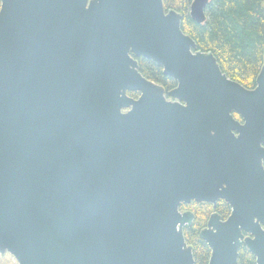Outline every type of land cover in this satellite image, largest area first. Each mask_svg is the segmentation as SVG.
<instances>
[{
  "label": "water",
  "instance_id": "obj_1",
  "mask_svg": "<svg viewBox=\"0 0 264 264\" xmlns=\"http://www.w3.org/2000/svg\"><path fill=\"white\" fill-rule=\"evenodd\" d=\"M180 23L162 0H0L1 255L194 264L179 206L223 200L199 233L208 264H238L242 243L264 264V62L247 89Z\"/></svg>",
  "mask_w": 264,
  "mask_h": 264
},
{
  "label": "trees",
  "instance_id": "obj_2",
  "mask_svg": "<svg viewBox=\"0 0 264 264\" xmlns=\"http://www.w3.org/2000/svg\"><path fill=\"white\" fill-rule=\"evenodd\" d=\"M162 1L166 11L172 9L181 15L182 31L195 41L197 49L213 54L227 77L247 89L255 87L256 77L264 62V0H209L203 23H197L190 17L193 0ZM136 59L139 71L148 80L163 86L166 91L176 85V81L164 75L163 68L152 60ZM128 95L135 97L136 93L128 92ZM234 117L240 120L236 113ZM193 210L196 211V218L184 232V238L192 247L194 264H208L211 250L201 239L199 231L205 225L211 207L201 203L196 204ZM215 211L222 219L229 215V208L223 200L217 203ZM238 263L256 264V260L241 246Z\"/></svg>",
  "mask_w": 264,
  "mask_h": 264
},
{
  "label": "flooded vegetation",
  "instance_id": "obj_3",
  "mask_svg": "<svg viewBox=\"0 0 264 264\" xmlns=\"http://www.w3.org/2000/svg\"><path fill=\"white\" fill-rule=\"evenodd\" d=\"M176 85H177V83H176ZM176 85L173 87V88H175L176 87ZM164 88V87H163ZM173 88H171L170 90H172ZM170 90H168V91H166L165 89H164V96H165V98H166V100H173L171 97H169L168 96V92L170 91ZM138 93H136V96L134 97V98H137L138 97ZM263 166H264V162H263ZM220 200H218L217 202H216V204H215V206L213 205V204H211V203H207V202H194V201H192L190 204H184V203H182L180 206H179V210L181 211V212H184V211H191L193 214H194V219H193V221H192V224H193V222L195 221V218H196V211L195 210H193L194 209V206L196 205V204H201V203H206V204H208V205H210V207H211V210H210V213H209V215L212 213V212H216L215 211V208H216V206H217V203L219 202ZM226 203V202H225ZM227 204V206H228V208H229V214H230V211H231V208H230V206L228 205V203H226ZM191 207H193V209L191 208ZM209 215H208V217H209ZM208 217H207V219H208ZM228 217V216H227ZM226 217V218H227ZM225 218V219H226ZM206 222H207V220H206ZM192 224L191 225H187V224H185V225H183V227H182V230H183V235H184V232H187V230L192 226ZM205 225H206V223H205ZM204 225V226H205ZM263 228H264V226H262ZM202 229V228H201ZM200 229V230H201ZM199 233H200V231H199ZM243 236L244 237H249V236H251L248 232H245V231H243ZM241 246H243L248 252H250L248 249H247V247H246V245L244 244V243H242L240 246H239V249H240V247ZM239 249H238V252H239ZM251 253V252H250ZM252 254V253H251ZM255 258V257H254ZM239 264V263H238Z\"/></svg>",
  "mask_w": 264,
  "mask_h": 264
},
{
  "label": "rangeland",
  "instance_id": "obj_4",
  "mask_svg": "<svg viewBox=\"0 0 264 264\" xmlns=\"http://www.w3.org/2000/svg\"><path fill=\"white\" fill-rule=\"evenodd\" d=\"M203 227L205 226H202V228ZM0 264H17V262L10 254L7 253L5 257H2V255L0 254Z\"/></svg>",
  "mask_w": 264,
  "mask_h": 264
}]
</instances>
